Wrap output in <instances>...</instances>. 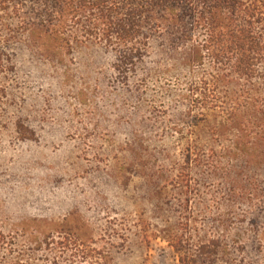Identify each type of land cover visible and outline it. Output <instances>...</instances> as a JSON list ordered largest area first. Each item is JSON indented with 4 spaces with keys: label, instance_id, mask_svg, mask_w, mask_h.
<instances>
[{
    "label": "rangeland",
    "instance_id": "374dc122",
    "mask_svg": "<svg viewBox=\"0 0 264 264\" xmlns=\"http://www.w3.org/2000/svg\"><path fill=\"white\" fill-rule=\"evenodd\" d=\"M1 30L0 264H180L199 241L216 255L193 264H264V159L235 161L223 109L192 93L206 62L153 46L122 73L100 46L41 55Z\"/></svg>",
    "mask_w": 264,
    "mask_h": 264
},
{
    "label": "trees",
    "instance_id": "16d2710c",
    "mask_svg": "<svg viewBox=\"0 0 264 264\" xmlns=\"http://www.w3.org/2000/svg\"><path fill=\"white\" fill-rule=\"evenodd\" d=\"M0 27L4 45L26 36L41 55L42 40L58 55L65 46H100L114 54V70L122 73L134 72L153 46L166 61L182 60L189 67L206 62L211 81L199 80V93H192L223 109L235 161L254 167L259 164L250 162L254 155L263 162L264 150L256 146L264 132V106L256 99L264 102V0H0ZM229 183L239 188L238 199L246 193L240 179ZM167 242L180 253L192 241ZM214 246L196 242L195 255L183 252L180 264L214 257Z\"/></svg>",
    "mask_w": 264,
    "mask_h": 264
}]
</instances>
